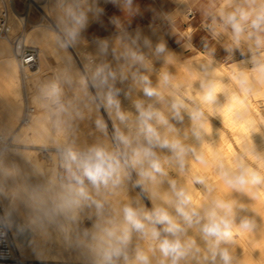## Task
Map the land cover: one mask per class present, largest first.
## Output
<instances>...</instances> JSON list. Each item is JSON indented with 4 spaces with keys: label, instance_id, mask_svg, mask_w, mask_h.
Segmentation results:
<instances>
[{
    "label": "clouds",
    "instance_id": "9594fccd",
    "mask_svg": "<svg viewBox=\"0 0 264 264\" xmlns=\"http://www.w3.org/2000/svg\"><path fill=\"white\" fill-rule=\"evenodd\" d=\"M116 4L119 0H111ZM58 18L60 47H69L78 40L89 23L103 13L98 0H61ZM122 10L134 14L133 0H124ZM231 29V38L238 45L241 39L251 40L257 49H264V0H225L212 16L210 30ZM119 26L118 20H114ZM121 38V49L115 52L117 65L106 60L92 68L81 83L85 95L99 101L113 120L108 133L102 118L96 128L106 137L85 148L66 140L55 146L56 169L47 180V195L37 190L29 193L23 208L13 206L0 216V233L15 236L31 232L44 242L62 239L80 257L81 264H238L232 245L241 233H254L257 222L253 216H241L238 210L246 205L219 196L196 203L188 186L178 185L169 177V169L183 173L190 155L199 164L208 166L209 159L185 142L176 123L185 114L191 121L189 135L203 141L209 124L205 110L211 113L221 90L215 80L200 82L197 103L174 77L160 74L156 86L147 74L152 71L151 55L166 56L163 41L153 48L148 37L137 31ZM147 49L148 51H144ZM106 57L109 43L99 46ZM255 81L244 73L237 76L238 86L245 95L255 91V84H264V57H253ZM131 81L126 91L118 83ZM70 83L66 75L43 82L38 90L53 122L63 124L66 112L64 86ZM143 98L133 101V111L121 107L119 97L127 98L135 89ZM192 101V104L188 101ZM257 159L264 153L254 151ZM212 166L227 189L258 199L264 189V169L253 165L244 156L228 163L215 153ZM167 178V179H165ZM167 182L168 190L160 187ZM206 185L203 174H194L188 185ZM129 185L139 189L149 200H159L149 209L133 201L113 203L108 199L126 190ZM38 184L36 188L38 189ZM211 192L212 188L209 187ZM89 210L90 226H82L81 214ZM195 230L200 242L189 235ZM55 234V235H54Z\"/></svg>",
    "mask_w": 264,
    "mask_h": 264
},
{
    "label": "bare ground",
    "instance_id": "6f19581e",
    "mask_svg": "<svg viewBox=\"0 0 264 264\" xmlns=\"http://www.w3.org/2000/svg\"><path fill=\"white\" fill-rule=\"evenodd\" d=\"M5 1L11 7L9 9L10 35L8 38L0 37V56L4 57L0 62V143L12 138L13 144L23 147L6 148L0 152V201L3 211L11 209L13 206L23 208V202L28 199L29 193L33 192L34 189L43 195H47L50 192L47 180L56 169V152L49 150L47 152L44 151V153L41 149L39 151L38 147L44 148L46 145H52L51 147L55 148L57 144L66 140L74 141L77 147H79L78 145L89 146L97 142L98 134L96 131L94 134L81 135L71 133L68 135L64 133L65 131L56 128L51 129L47 126L48 110L38 90L49 75L48 71H50V68L48 67L52 63L50 61L51 54L57 52L59 54L57 56H60V58L68 55L72 65L77 63L81 66V76H73L70 72L69 74L71 75L68 76L70 78L69 84L74 89H80L75 95L81 97L83 94L81 92V83L89 71L99 64V61L101 63L106 60L110 63L108 59L113 57L117 63L114 53L121 49V38L127 39L126 34H135L139 31L141 41L143 37H148L152 42L153 48L158 38L164 43L167 42L162 37L164 35L161 36L163 32L158 33L161 31H157L152 27L141 28L133 32L124 30V34L106 39L109 43V52L106 57L102 56V59L99 60V46L105 40L97 41L95 44H88L82 38V33L71 46L66 48L59 46L60 28L58 26V18L61 14L60 1L26 0V7L23 12L18 10L15 0ZM104 2V0H98V6L102 7ZM33 7L43 11V19L50 20L52 22L51 26L41 22L35 24L33 28H26L27 24L31 23ZM91 21L92 18L90 16L89 23ZM52 35L57 37L54 42L51 41ZM15 36L21 45L36 43L40 46L39 65L33 69H22L25 85L20 74L21 68L12 51L11 39H14ZM241 41L251 47L254 46L251 40L241 39ZM52 46L56 48L53 49ZM168 49L166 56H150L152 71L147 74L150 76L153 86L158 84L161 73L168 72L174 77L173 83H179L182 86L180 91L187 93L197 103L201 94L199 85L202 80H215L221 89L217 93V100L212 106L211 113L207 109L205 110L209 128L203 135L202 142L195 140L189 135L191 121L186 114L183 122L176 123L179 134L186 138L185 142L191 144L197 153L203 152L207 156L209 159L208 166L199 164L195 156L190 155L185 171L178 173L174 167L170 168L168 178L176 180L178 185L188 186L196 203L219 196L228 200L235 199L239 203L246 205L244 211L238 210L237 223L241 216H253L257 222V229L251 234L241 233L237 237L236 243L231 247L238 264H264V189L261 190L258 199H251L247 194L231 191L219 181L217 176L218 169L212 166L211 163L215 153L222 155L228 163H232L234 158L239 155L246 157L253 165L264 169V159L258 160L253 154L254 151L264 153V84L256 83L255 91L250 95H245L240 91L237 82L239 73H244L249 77L250 81H255V74L252 71L253 57H261L260 54L263 52L260 54L251 53L237 62L226 63L217 60L204 50H201L199 54L191 59H184L183 61L176 58V55L174 56ZM143 50L148 51L147 49ZM51 69L54 70V68ZM77 69L79 70V67ZM118 84L120 85L121 83ZM126 84L131 85V81L126 82ZM121 88L126 91L129 86ZM24 89L27 91L26 98ZM137 95L138 98H143L138 88L132 91L127 98L125 95H121L119 99L121 103H133L135 99H138L136 98ZM26 99L29 105H35L37 109L34 108L28 120L26 122L23 121L24 123L20 126L18 122ZM188 102L190 105L192 104L191 100ZM103 110L109 125L113 128V120L104 108ZM194 174L205 175L208 181L207 186L200 184L188 185V181ZM38 184L40 187L37 189L36 186ZM209 187L212 188L211 192L208 191ZM167 190L168 184L165 182L161 185L160 191L166 192ZM140 194L142 193L140 192ZM140 194L129 185L126 190L109 195L108 199L114 204L119 201H133L135 204L146 206L149 209L152 208L153 204L160 203L159 200H149L144 194L143 197ZM81 217L82 226L91 225L92 220L89 218V210L86 209L81 214ZM12 234L19 253L24 259L52 262L81 261L79 255L66 246L62 239L54 242H44L31 232H26L19 236H15L13 232ZM189 235L197 239L201 243V247H203L195 230H190ZM189 264H194V262L190 260Z\"/></svg>",
    "mask_w": 264,
    "mask_h": 264
},
{
    "label": "rangeland",
    "instance_id": "374dc122",
    "mask_svg": "<svg viewBox=\"0 0 264 264\" xmlns=\"http://www.w3.org/2000/svg\"><path fill=\"white\" fill-rule=\"evenodd\" d=\"M39 1H47V0H39ZM58 1L61 2V0ZM104 1H105L104 5L101 7L103 8V10L107 6L110 0H104ZM133 1H135L134 7H136L139 10L140 14L141 13L146 14V17L141 19L140 24H138L137 26H129L126 23H124L125 26L123 28L117 26V27H112V30H107V27H105L106 29L103 30L101 29L98 32V34H94L92 30H89V27L94 20L92 19V21L89 23V25L86 27V29L83 31L82 34V38L85 40V42L88 44L89 43L95 44V42L97 43V41L100 42L102 40L110 39V37L112 38L114 36L124 34L125 33L124 30H128V31L130 30V32H133L141 28L152 27L157 31L158 30L161 31L158 33L163 32L161 36L164 35L162 37H164L165 42L167 41L166 42L167 44L166 43L165 44L167 49L169 48L168 51L172 52L174 56L176 55L175 56L176 58H179L183 61L184 59L185 60L191 59L195 55L199 54L201 50H204L206 53L211 54L217 60L226 63L237 62L241 58L245 57L246 55H250L251 53L260 54L263 52L260 55L261 57H264V49H257L255 46H252V49H248L243 46L244 43L242 41L238 45L234 44L231 38V29H223L219 27V21H217V28L215 33H213L210 30L211 23L209 20L204 25L206 28L205 30L203 29V25L198 26L199 22L196 21V19H198L197 16L203 14V16L209 17V19L211 20L210 13L212 6L217 10L222 4L225 3V0H156V4L155 3L153 4L152 2H150V0H133ZM238 2H243V0H238ZM15 5L19 11L23 12L26 7V0H15ZM191 10H194L196 12L195 13L196 17L193 19H190V15H189ZM41 22H44L50 26L52 23L50 20L43 19V11L33 7L31 14V23H28L26 28L27 29L33 28L35 24H39ZM107 24L108 26H111L113 22L108 21ZM52 36L53 37L51 38V41L52 42L56 41L55 39H57V37L55 35ZM158 39L156 40V44L161 42V40ZM213 40H215V43L213 42ZM6 43L8 44L7 41ZM27 45L36 46L40 49V46L36 43H29ZM52 48L55 49L56 47L52 46ZM226 52L228 53V55H225ZM57 55H59L57 52H53L51 54L52 58L50 57V61L52 63L49 62L50 64L48 68H50V71H48L47 69L49 75L47 79H45V81L53 77H56L58 75L69 76L72 74L73 76L76 75L77 77L81 76L80 75L81 66L77 63L72 65L70 61L71 60L70 56L65 55L61 57L62 59H64L63 61H61L62 59L60 58V56L58 57ZM3 59L4 57L0 56V62ZM101 59L102 56L101 54H99V60ZM108 60H110V63L113 64V65L111 64L112 66L116 67L117 63L116 61H114L113 57H110ZM172 62H174V60H172ZM98 63H100V61ZM78 67L79 70L77 69ZM51 68H54V70ZM69 69H71L72 71ZM74 69L77 71H75ZM22 71L23 70L21 68L20 74L22 81H24L23 83L25 85V78ZM69 72L71 74H69ZM0 80H1V75H0ZM117 86L123 88H127V86L131 87L130 84H126V83H121L120 85L118 84ZM64 90H65L64 100L67 106L66 112L63 116L64 122L63 124L57 126L53 122V119L51 118L48 111L47 120H46L47 126L50 127L51 129L56 128L61 131H65L64 133H67L68 135H70L71 133L81 134V135L94 134L96 131L98 134L96 141L106 139V137L103 136L101 132L96 128L95 121L98 118H102L107 124V129L109 134H111L113 128L109 125V122L105 117V112L103 110V107L101 106L99 101H94L91 99L90 96L85 95L83 89H81L82 90L81 92L83 94L81 95V97L78 96L79 97L78 98L75 95V93L80 89L79 88L74 89V87L71 84L65 85ZM26 94L27 91L25 90L24 96ZM136 98H138V95L136 96ZM121 104H122L121 107L124 108L125 110L134 112L133 103L122 102ZM28 106L37 109V106L33 104L29 105L26 99V103L23 106L21 117L18 122V125L20 126L24 123L23 114L28 108ZM7 140L3 141V143H0V152H2L6 148L17 147V146L23 147L21 145L13 144L12 138ZM51 146L52 145L50 146L46 145L45 147L43 146L44 148L38 147L37 149L39 151L41 149L42 152L44 151L47 152L49 150L55 151V148H52ZM78 146L81 148L87 147L86 145H78ZM136 191L138 192V194H140V190L136 189ZM140 196L143 197V194H140ZM0 205H1V201H0Z\"/></svg>",
    "mask_w": 264,
    "mask_h": 264
},
{
    "label": "built area",
    "instance_id": "2783aa9c",
    "mask_svg": "<svg viewBox=\"0 0 264 264\" xmlns=\"http://www.w3.org/2000/svg\"><path fill=\"white\" fill-rule=\"evenodd\" d=\"M10 5L5 0H0V37L8 38L10 35L9 9ZM192 16V10L189 13ZM16 36L11 39L12 48L17 62L22 69H33L40 63V50L36 46L21 45ZM34 111L33 107L28 106L23 114V121L26 122L30 114ZM81 148V147H78ZM4 214L0 205V216ZM0 264H81V262L66 261H42L27 260L21 257L15 239L11 231L7 235L0 233Z\"/></svg>",
    "mask_w": 264,
    "mask_h": 264
},
{
    "label": "crops",
    "instance_id": "0c3cea01",
    "mask_svg": "<svg viewBox=\"0 0 264 264\" xmlns=\"http://www.w3.org/2000/svg\"><path fill=\"white\" fill-rule=\"evenodd\" d=\"M124 0H119L118 3L114 4L111 2V0L109 1V3L107 4V6L104 8L103 13L99 16L98 20L94 19L93 22L91 23L89 30H92L94 34H98V32L102 29H106L105 27H107V30H112V27H117L118 24L116 22H114V20H118L119 22V27L123 28L125 25L124 23H126L129 26H137L138 24L141 23V19L146 17V14H140L139 10L135 11L134 14H127L122 10V5H123ZM150 2H152L153 4H156V0H150ZM135 1H133V7H134ZM134 9H137L136 7H134ZM196 12L194 10H192V16L190 15V19H193L196 17ZM216 14V9L212 6L211 8V20L209 19V17H205L203 16V14L197 16L198 19H196V21H198V26H202L203 25V29L205 30V24L206 22L209 20L210 23L212 24V16ZM108 21H112L113 24L111 26H108ZM217 21L218 18H217ZM213 42L215 43V40H213ZM243 44V43H242ZM244 47L248 48V49H252V47H250L248 44H243ZM225 55H228V53L226 52Z\"/></svg>",
    "mask_w": 264,
    "mask_h": 264
}]
</instances>
